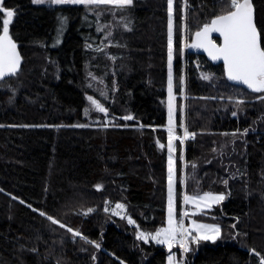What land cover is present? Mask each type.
Here are the masks:
<instances>
[{
  "label": "trees",
  "instance_id": "trees-1",
  "mask_svg": "<svg viewBox=\"0 0 264 264\" xmlns=\"http://www.w3.org/2000/svg\"><path fill=\"white\" fill-rule=\"evenodd\" d=\"M226 3L173 0L177 126L195 133L175 144L176 216L187 193L225 195L198 217L221 236L177 246L184 264L264 261V93L188 49ZM252 4L264 47V0ZM2 7L23 66L0 80V264H168L167 246L138 239L168 220V0Z\"/></svg>",
  "mask_w": 264,
  "mask_h": 264
},
{
  "label": "snow or ice",
  "instance_id": "snow-or-ice-1",
  "mask_svg": "<svg viewBox=\"0 0 264 264\" xmlns=\"http://www.w3.org/2000/svg\"><path fill=\"white\" fill-rule=\"evenodd\" d=\"M34 3L41 4L45 0H33ZM49 3L53 4H86V5H117V6H131L133 0H48ZM3 0H0V13L4 16L0 19V79H3L10 75H15L17 72L21 57L17 51V45L13 41L10 35V24L12 23L14 17V11L2 7ZM173 6V0H168V10L171 14ZM225 7L230 10L217 15L211 20L209 24L202 27L201 30L195 33L196 42L191 44L192 48H203L208 52V55L213 60H223L227 77L229 80L242 83L247 85L248 88L252 89L258 93H264V47L261 46V34L257 28L254 19V9L252 5V0H227ZM131 30V29H129ZM212 33H218L220 37L223 38V43L217 45L214 40L211 39ZM168 61L169 68L171 69L172 63V23L169 20V38H168ZM204 79H210L209 76L205 75ZM182 83V82H181ZM168 91L171 96L172 93V76L171 71L169 72L168 80ZM92 99L91 97L89 98ZM242 103V101H240ZM92 103L96 108L105 112L106 110L95 100ZM171 112L172 107L169 105L170 122H171ZM125 119H131V117H125ZM169 133L172 129H168ZM184 136L189 135L187 129H184ZM192 136L195 133H191ZM172 136H169V152L173 150L171 140ZM180 137H176L179 139ZM164 147V145H160ZM171 156H169V161L171 163ZM171 173V167L169 168ZM171 183L172 177L169 176V216L168 225L166 229H161L157 232L152 239L156 240L157 243H168L171 247V242L175 240L177 232H184L188 235L186 229L183 228L182 223L179 225L177 221L173 219V210L171 204ZM227 184V181H224ZM224 195H213L211 193H205L200 197H185V202L197 203L198 201H208L219 202L224 200ZM116 208H123L122 204H116ZM89 212L92 209L88 210ZM105 211H108L105 208ZM44 215V213H40ZM87 214V213H85ZM188 213H184L187 215ZM52 223H59L52 217H48ZM129 223H134L129 218ZM60 227H65L64 224H60ZM69 232H73L71 228L67 229ZM194 230L198 233L197 236L192 237L193 240L199 239H215L219 235L220 229L214 225H204L195 224ZM210 233H215L216 235H211ZM74 235L79 236L80 233L74 232ZM164 235V239H157V237ZM138 239H144L147 241V236L143 233L140 234ZM99 247V245H97ZM181 247L184 251H187V247L184 243H181ZM173 259L170 257V260ZM264 264V261H262Z\"/></svg>",
  "mask_w": 264,
  "mask_h": 264
},
{
  "label": "rangeland",
  "instance_id": "rangeland-1",
  "mask_svg": "<svg viewBox=\"0 0 264 264\" xmlns=\"http://www.w3.org/2000/svg\"><path fill=\"white\" fill-rule=\"evenodd\" d=\"M35 5H46V6H51V5H86V4H53V3H49L48 0H45L44 3L41 4H37L34 3ZM171 17V23H172V27H173V6H172V12L170 14ZM64 32V29H62V33ZM61 33V35L58 37L57 41L55 42V46H58L62 43L63 41V34ZM173 34V33H172ZM172 46H173V38H172ZM172 56H173V50H172ZM173 60L171 63V69L169 68V72L171 71V76H172V93L171 96L169 94L168 91V100H167V109H168V126L164 127L165 129H172V132L169 133V136L171 135L173 138L171 140V144H172V148L173 150L171 152H169V148H168V165L169 168L171 167V173L170 171H168V188H169V176L171 175L172 177V183H171V188H172V192H171V204H172V210H173V219L175 221H177V224L179 225L180 223H182L183 228L187 230L188 233H190V235L184 233V232H177L176 233V237L175 240L171 242V247H169L168 243H161L164 244L165 246H167V248L169 249V254H168V264H183V262L180 260L179 258V252L177 250V246L181 247V243H184V245L187 247V251H191L192 248L194 247V245L201 241V240H205V241H216L220 236H221V228L219 225L217 224H213V223H207V222H203L201 220L198 219V217L200 215L203 214H208L210 210L214 209L221 201L219 202H212L211 200L208 201H198L197 203H192V202H185L190 210V212H188L187 215H183L182 218L178 219L176 216V158H175V144L176 141H180V142H184V134H182L181 136L183 137L182 139H176V137H179V133L181 134L183 130H181V128H179V126H177V113H178V102H177V96L175 95L174 92V86H173ZM94 100V99H92ZM171 104L172 107V112H171V122H170V113H169V105ZM184 132V131H183ZM169 156H171V163L169 161ZM205 193H211L213 195H220L217 193H212V192H205ZM205 193H187L185 195V197H200L203 196ZM224 195V194H222ZM225 197V195H224ZM223 201V200H222ZM124 207L121 208H115L113 210V212L118 215V216H127L129 218V216L127 215L126 212V205H123ZM168 215L169 216V194H168ZM194 222L195 224H204V225H214L217 226L220 229L219 235L216 236V238L213 239H199V240H193L192 237L197 236L198 233L194 230ZM134 224V223H133ZM168 222L167 225L164 227V229L168 228ZM163 229V228H162ZM160 231V230H159ZM158 231V232H159ZM143 233L145 236H147V241L146 242H150V241H154L156 242V240L152 239V236H154L157 232H147L144 230L139 229L138 231V236H140V234ZM211 235H216L215 233H210ZM164 235L161 234V236L157 237V239H164ZM143 241H145L144 239H141ZM170 257L173 258L170 260Z\"/></svg>",
  "mask_w": 264,
  "mask_h": 264
},
{
  "label": "water",
  "instance_id": "water-1",
  "mask_svg": "<svg viewBox=\"0 0 264 264\" xmlns=\"http://www.w3.org/2000/svg\"><path fill=\"white\" fill-rule=\"evenodd\" d=\"M252 5H253V4H252ZM253 9H254V7H253ZM254 19H255V23H256L255 9H254ZM256 25H257V24H256ZM257 28H258V27H257ZM258 30H259V28H258ZM259 32H260V31H259ZM217 38L220 39V41H221L220 43H218V42L216 41ZM12 39H13V37H12ZM211 39L214 40V41L216 42L217 45H221V44L223 43V38L220 37L218 33H212V34H211ZM13 41L16 43V45H17V51H18V53H19V55H20V57H21L20 66H19L17 72L15 73V75H10V76H7V77H5V78H3V79H0V80H4V79H8V78H10V77L16 76V75L21 71V69H22V66H23V54H22V52H21V50H20L19 45L17 44V42H16L14 39H13ZM195 42H196V37H195V35H194L192 41H191V42L189 43V45H188V49H189L191 52H194V53H196V54L205 55V56H206V57H207L212 63H215V64H219V63H221V64L224 65L223 60H213V59L208 55V52L205 51L203 48H192V47H190V45L193 44V43H195ZM261 46H262V44H261ZM224 69H225V65H224ZM225 74H226V78H227V80H228L231 84H234V85H241V86H245V87H247V85H244V84H242V83H238V82H235V81L229 80L228 77H227L226 69H225ZM247 88H248V87H247ZM248 89H250V88H248ZM250 90H252V89H250ZM156 144H157V148H158L160 151H164V150H165L166 145H165L164 143H162L161 141L157 140ZM160 145H164V147L162 148V147H160Z\"/></svg>",
  "mask_w": 264,
  "mask_h": 264
},
{
  "label": "built area",
  "instance_id": "built-area-1",
  "mask_svg": "<svg viewBox=\"0 0 264 264\" xmlns=\"http://www.w3.org/2000/svg\"><path fill=\"white\" fill-rule=\"evenodd\" d=\"M184 128H185V126H184ZM189 133V135H187V136H184V139L183 140H185V137H189V138H192L193 136L191 135V133L190 132H188ZM181 139H182V137H180ZM184 212H189V210L187 209V208H185L184 209Z\"/></svg>",
  "mask_w": 264,
  "mask_h": 264
},
{
  "label": "crops",
  "instance_id": "crops-1",
  "mask_svg": "<svg viewBox=\"0 0 264 264\" xmlns=\"http://www.w3.org/2000/svg\"><path fill=\"white\" fill-rule=\"evenodd\" d=\"M167 222H168V220H167ZM161 229H162V228H161ZM161 229H160V230H161ZM163 229H164V227H163Z\"/></svg>",
  "mask_w": 264,
  "mask_h": 264
}]
</instances>
